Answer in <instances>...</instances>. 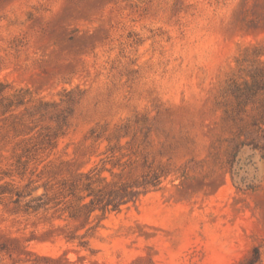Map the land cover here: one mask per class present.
<instances>
[{
	"label": "rangeland",
	"instance_id": "rangeland-1",
	"mask_svg": "<svg viewBox=\"0 0 264 264\" xmlns=\"http://www.w3.org/2000/svg\"><path fill=\"white\" fill-rule=\"evenodd\" d=\"M262 74L264 0H0V264H264Z\"/></svg>",
	"mask_w": 264,
	"mask_h": 264
},
{
	"label": "trees",
	"instance_id": "trees-1",
	"mask_svg": "<svg viewBox=\"0 0 264 264\" xmlns=\"http://www.w3.org/2000/svg\"><path fill=\"white\" fill-rule=\"evenodd\" d=\"M261 82H263V88L261 90L264 91V74L261 76ZM2 90L0 89V93ZM260 125V126H259ZM253 126H255L259 131L264 133V130H261V126H264V105L262 106L261 114L259 117V121H256ZM86 181L84 184V189L88 192L86 197H91L89 205H84L83 208L88 209V213H92L95 209H99L101 211H107L110 207L111 211H117L123 205L127 203L134 202L138 196L145 192V189L148 185L155 187L157 177H153L150 180H144V182L138 186L136 184H122L118 186L117 184L112 187L103 186L96 191L92 189V186L99 182L97 180H93V176L91 173H88L84 176H81ZM139 187L142 188V190ZM92 206V207H91ZM259 260V253L257 250H254L252 264L257 263Z\"/></svg>",
	"mask_w": 264,
	"mask_h": 264
}]
</instances>
